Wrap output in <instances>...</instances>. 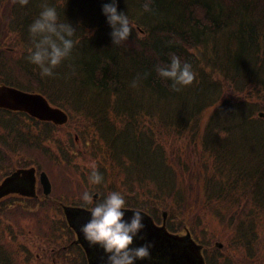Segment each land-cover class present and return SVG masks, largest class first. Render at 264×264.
Listing matches in <instances>:
<instances>
[{
    "label": "trees",
    "instance_id": "obj_1",
    "mask_svg": "<svg viewBox=\"0 0 264 264\" xmlns=\"http://www.w3.org/2000/svg\"><path fill=\"white\" fill-rule=\"evenodd\" d=\"M3 1L6 4L0 21H17L23 36L29 39H33L30 25L45 3L57 9L60 22L76 29L72 38L75 46L66 59L69 63L62 61L57 69L61 72L56 73V77L63 75L66 86L41 76L40 68L28 60L34 41L29 49H23L14 74L6 67L5 57H0V73L8 76L1 84L41 94L52 106L69 107L78 117L76 123L90 144L97 145L93 149L100 152L104 162L97 167L103 180L94 188L96 191L119 192L124 198L123 192H127L132 198L130 203L125 200L126 206L145 211L153 219L158 213L152 209L154 203L164 210L172 207L178 215L187 217V223L193 220L189 230L195 239L201 238L197 219L211 217L213 208L223 209L215 212L218 216H224L225 210L231 208L230 222L247 206H256L264 217V152H257V160H252L250 152L257 149L241 148L246 130L253 123L264 122L255 117L256 112H264V97L256 101L250 97L251 90L264 92V0H150V11L143 7L149 0H123L127 11L122 12L134 27L129 39L119 46L112 44V29L106 18L97 17L87 23L71 11L76 4L96 0H64L61 6L52 5L51 0H29L27 5L14 0L12 6L11 0L0 3ZM134 4L138 12L132 10ZM172 55L191 64L196 73L193 83L180 91L172 90V81L161 78L155 70L170 63ZM18 65L23 69L18 70ZM71 85L76 88L69 89ZM28 119L37 122L36 131H49L52 139L44 132L45 136L33 139L29 148L28 135L39 132L35 134L24 123ZM52 126L24 113L0 110V162L23 160L27 151L20 169L45 172L50 181L57 177L50 200H46L38 185L36 194L41 193L40 198L0 201V264H13L11 254L18 253L14 245L18 234L7 243L9 234L40 227L21 226L20 218L35 216L27 211L29 208L59 207L55 201H73V192L82 186V180L70 179L73 170L60 163L57 154L44 153L61 129ZM20 128L26 131L20 134ZM20 135L24 139H17ZM74 140L69 142L73 144ZM60 142L55 143L58 152L65 145L61 139ZM259 150H264V143ZM38 155L43 157L34 159ZM56 166H61L60 170L55 171ZM123 171L129 175V183L119 177ZM146 195L149 198L144 200ZM190 195L194 196L191 202ZM199 206L203 210L195 219ZM58 223L60 229L70 231L63 219ZM249 224L250 232L242 222L238 226L239 235L247 244L248 234L255 238L252 221ZM167 227L173 230L172 226ZM76 250L83 256L81 250ZM261 254L264 255V248L260 247L248 255V263L260 264ZM226 258L222 257L218 264H237L230 259L223 262ZM205 263L213 264L210 257L205 258Z\"/></svg>",
    "mask_w": 264,
    "mask_h": 264
},
{
    "label": "rangeland",
    "instance_id": "obj_2",
    "mask_svg": "<svg viewBox=\"0 0 264 264\" xmlns=\"http://www.w3.org/2000/svg\"><path fill=\"white\" fill-rule=\"evenodd\" d=\"M13 2L14 0H11L9 5L12 6ZM51 2L52 5L61 6L64 3V0H51ZM5 4L6 1L0 3V14L2 13V8L5 6ZM103 4V0L84 1L81 4H76L71 9V11L78 15L83 21L88 23L91 22L92 19H95L97 17L106 18L102 13ZM136 7L137 6L135 4L131 6L134 12H138V10H136ZM118 11H127V4L125 3L124 5L123 0H119L118 2ZM60 18H62V16ZM32 41L33 39H29L28 37L23 36L17 21H0V48H2L0 50V54L1 52H4V55L0 57H5V65L13 72V74L15 73V63L21 60L23 57V49H29V46L33 45ZM68 63L69 62L65 59L64 64L67 65ZM23 67L24 66L22 65H18L17 69H23ZM0 68L2 67L0 66ZM57 69L58 66L53 70L54 75L50 77L51 80L55 81V83L59 86H66L65 83H63V75L59 73L56 77V73L61 72L60 69ZM6 77H8L6 76V73H0V84ZM74 87L76 88V85H71L69 86V89H74ZM19 89L24 90L23 88ZM250 97L253 99V101H256L259 97H264V92L262 90L258 92L251 90ZM63 110L68 115V122L64 125L66 127L62 129V127L64 126H56L61 129L57 132L56 138H53L52 143L46 146L44 153L49 152L50 154H52L53 152V154H57L59 156L60 163H63V165L65 166H69L71 170H73V175H70V179L72 181L80 179L83 181V183L82 186H80V190L77 189L73 192L74 196L76 197L75 199H73V201H68L67 198H63V200L61 199L60 201L65 204L69 202L72 205L86 204L82 200V195L85 191H87L91 195H93V193L98 194V197L96 199L93 198V203H96V201L98 202L103 200L107 197V195L111 193L110 191L99 193L94 189L96 186H98V184L90 183V176L92 172L91 166L95 164L97 168L98 166L103 165L104 162L101 159L100 152H98L96 148L93 149V146L97 145L90 144V141L87 140V137L83 135L81 126L79 125V123H76V121L78 122V117L74 115L69 107ZM257 113L258 112H256V114ZM242 115L243 114H240L239 117L241 118ZM26 122L24 123L29 124V127L32 129V131H35V134L39 132L34 136L31 133L30 135H28L27 140L31 144L29 148L33 146V139H38L45 136L44 132H47L46 136L48 139H52V134H50L49 131H36L37 127L35 126V124L37 125V122H30L29 119ZM25 131L26 128H20V134ZM1 135L2 132L0 130V137ZM5 136L8 139L7 133H5ZM183 138L184 136L181 137V140H183ZM17 139H24V135H20ZM60 139L62 140V144L65 143V145L62 146V151L58 152L55 143L57 141L60 142ZM70 139L74 140L73 144L69 142ZM251 139L254 140L253 143H251ZM53 141L55 142L53 143ZM6 142L10 144V141ZM257 143H260L261 146L264 143V122L253 123L252 128L250 130H246V136L243 138V141L241 143V148L252 146L257 149L256 151L250 152L252 160H257L255 156L257 152H264V150H259L261 146H258ZM23 148L26 147L23 145ZM22 152H25V150H23ZM23 154L24 155L22 156L25 159L29 153L26 151V153ZM1 156L2 154H0V157ZM14 156L17 155L14 154ZM63 156H65L66 158L64 159ZM41 157L43 156L38 155L35 156L34 159L37 160ZM28 159L31 161V158ZM23 160L19 158L15 161L10 159L9 161L5 160L4 162H0V182L5 177V175L11 173L15 170V168H19L20 165L24 164L22 163ZM239 161H241V156ZM60 168L61 166L54 167L55 171L56 169L60 170ZM122 173L123 175H119V177L129 183V175H126L124 171ZM36 175L38 174L36 173ZM56 178L57 177L54 176V181H50L49 179L52 190L54 189ZM181 179L182 181H185L184 178L181 177ZM36 182H38L37 179ZM103 186L107 185L104 184ZM261 190L264 191V184L261 186ZM125 191L127 190L125 189ZM123 193L127 198H125V200L130 203V198H132L131 194H128L127 192ZM40 195L41 193L38 195V198H40ZM61 197H64V195L62 194ZM148 198L149 197L146 195L144 197V200ZM193 199L194 196L190 195L189 202H191ZM46 200H49V198H47ZM7 204L8 202H6V205ZM154 204L155 205H153L152 209L156 210V212L159 213H157L155 220L160 221V211L163 209L161 207H158L156 203ZM88 205L93 206V204ZM202 210L203 209L201 208V206H199L197 211H195V219L199 218L197 217V215ZM218 210L223 209L213 208V215L211 217L206 216L203 218L200 217L199 220L197 219V225H200L199 235L201 238H193L198 244H202L204 248H207L208 252L205 251L206 258L210 257L212 259V256L210 255L217 253L215 261L216 264H218L220 262V259L224 256H227V258L224 259L223 262L230 259L237 264H250L247 260L248 255L258 252L260 247L264 248V217L259 214L256 206H247L242 214L235 215L234 221L230 222V219L233 216V213H231L233 212V210H231V208H227L225 210L227 213L224 216L216 215L215 212ZM27 211L35 214V216L30 215L28 217L23 216L22 218H20L22 220L21 226L23 228L31 225H38L40 227L36 231H32V229L26 228L24 229V231L19 233L20 230H18L14 234H9L6 237V242L11 243L13 239H10V237L18 234V238L16 240L17 243L14 244L17 246L16 248L18 253L13 251L11 254L14 262L13 264H85L82 261V254L76 250V247L73 248L70 245V238L69 236L66 237L65 230L60 229L58 220L62 219L63 216L60 211H57L55 206L50 205V207H47L46 210L43 209L42 211H39L36 208H29ZM164 212H166L167 224L173 227V230L170 231L171 233L182 234L184 232V229L189 230V225L194 223H192L193 220L187 223V217L178 215L172 207H169L168 209L165 208ZM250 221H252L253 223L255 238H252V235L248 234L250 242L247 244L246 240L240 237L238 226L239 223L242 222V226L245 229H248V231L250 232ZM50 222H52V225L50 224L51 226L48 227V223ZM49 228H51V230H49ZM201 240L203 241V243L201 242ZM214 242L222 243V249L215 248L213 246ZM36 255H38L39 257H35ZM263 263L264 255L261 254L260 264Z\"/></svg>",
    "mask_w": 264,
    "mask_h": 264
},
{
    "label": "clouds",
    "instance_id": "obj_3",
    "mask_svg": "<svg viewBox=\"0 0 264 264\" xmlns=\"http://www.w3.org/2000/svg\"><path fill=\"white\" fill-rule=\"evenodd\" d=\"M29 0H19L21 5H27ZM149 3L144 4V10L150 11ZM102 13L111 27L112 44L119 46L127 41L133 30V23L127 14L118 11L117 0H110L102 6ZM34 41V50H30L28 60L37 65L41 76L51 77L53 70L67 59L75 46L72 39L76 29L70 23L59 21L57 9L48 4L42 5V11L29 28ZM157 74L172 81V90L180 91L181 87L189 86L196 77L191 64L172 55L170 63L157 66ZM148 74H145V77ZM135 86V82L134 85ZM90 183L100 184L102 174L93 164ZM82 200L86 204H93V196L85 191ZM126 211L133 214L125 219ZM90 220L81 227V232L89 246H99L103 250L104 264H135L137 260H150L154 242H146L138 247H132L137 237L146 240L140 233L146 228L144 216L139 210H129L124 196L119 192H112L91 208ZM106 257V260H105Z\"/></svg>",
    "mask_w": 264,
    "mask_h": 264
},
{
    "label": "water",
    "instance_id": "obj_4",
    "mask_svg": "<svg viewBox=\"0 0 264 264\" xmlns=\"http://www.w3.org/2000/svg\"><path fill=\"white\" fill-rule=\"evenodd\" d=\"M0 108L25 112L29 116L40 121H51L56 125H63L67 121L65 113L57 108L51 107L41 95L26 93L7 86H0ZM258 117L264 119V113H258ZM33 174V169H20L15 171L0 185V197L15 192L26 196H34L35 180ZM39 183L42 187V193L48 196L51 192V185L44 172L39 174ZM63 212L69 227L75 231L77 235L76 243H80L86 253L88 264H104L102 260V256H104L103 250L100 249L99 246H89L80 230L81 227L90 220L91 213L76 207H63ZM132 214L131 211H126L125 219H130ZM141 215L144 216L143 222L146 228L140 235H144L146 240H140L139 237H137L133 245L136 246L146 242H154L152 250L156 254L163 256L165 250L174 251L176 253L177 258H171L173 263L178 262L180 259V264H204V260L201 256V247L193 242L189 233H186L183 237L169 235L165 232L164 225L160 227L155 226L150 217L142 212ZM75 217L77 220L73 219ZM217 246L221 248L222 245L217 244Z\"/></svg>",
    "mask_w": 264,
    "mask_h": 264
},
{
    "label": "flooded vegetation",
    "instance_id": "obj_5",
    "mask_svg": "<svg viewBox=\"0 0 264 264\" xmlns=\"http://www.w3.org/2000/svg\"><path fill=\"white\" fill-rule=\"evenodd\" d=\"M10 194H12V193H10ZM10 194H8V195H10ZM19 194V193H18ZM7 195V196H8ZM20 195V194H19ZM4 198H6V197H4ZM35 209V208H34ZM37 210H41V208H36ZM52 209H55V208H52ZM83 209H85L86 211H89V212H91V208H83ZM46 210V209H45ZM85 214H86V212H85ZM65 216V215H64ZM63 216V217H64ZM64 219H66V217L64 218ZM74 220H77V218L75 217V218H73ZM66 221H67V219H66ZM165 232L167 233V234H171L167 229L165 230ZM65 234L66 235H68L69 237H70V245L71 246H74V247H76V248H78L79 250H81V248H82V246H81V244L80 243H76V241L77 240H75V239H77V235H76V233H74L73 231H72V233L71 232H66L65 231ZM172 235V234H171ZM183 235H185V231L182 233V234H179L178 236H180V237H183ZM137 243H139V242H137ZM141 244H138V245H133L132 247H138V246H140ZM151 251V259L150 260H148V259H146V260H137L136 262H135V264H180V259L178 260V262H176V263H173V261H171V258L172 257H175V258H177L176 257V253L174 252V251H169V250H165V253H164V255L163 256H160L159 254H156L152 249L150 250ZM216 254L217 253H214V254H211L210 256H212V262H213V264H215V261H216ZM35 257H39L38 255H36ZM84 262V261H83ZM84 263H86L87 264V261H86V257H85V262Z\"/></svg>",
    "mask_w": 264,
    "mask_h": 264
}]
</instances>
